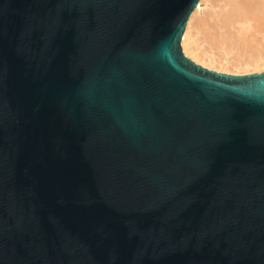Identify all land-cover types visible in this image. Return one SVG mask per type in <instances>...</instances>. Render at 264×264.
<instances>
[{"label":"water","instance_id":"obj_1","mask_svg":"<svg viewBox=\"0 0 264 264\" xmlns=\"http://www.w3.org/2000/svg\"><path fill=\"white\" fill-rule=\"evenodd\" d=\"M199 2L0 0V264H264V71Z\"/></svg>","mask_w":264,"mask_h":264},{"label":"bare ground","instance_id":"obj_2","mask_svg":"<svg viewBox=\"0 0 264 264\" xmlns=\"http://www.w3.org/2000/svg\"><path fill=\"white\" fill-rule=\"evenodd\" d=\"M203 1L199 2V6L192 15L184 34L183 47L186 55L208 68H216L215 64L218 63V65L223 66L222 70H228L235 66H247L252 62H259L264 59V0H224V9L221 10L222 13L219 12L218 18L215 20L219 31L217 29L215 32L206 31L208 21L206 22L203 18L197 20L198 26L201 27L199 34L203 32L202 35L205 40L214 42L217 48H223L226 55L228 54L227 51L236 53V57L234 54L233 59L230 60L225 56L228 63L223 62L220 53L218 56L209 55L208 51L206 52L200 47L198 40L192 38L190 26L192 27L191 24L195 20V15L200 12ZM237 24L239 27L235 28Z\"/></svg>","mask_w":264,"mask_h":264},{"label":"rangeland","instance_id":"obj_3","mask_svg":"<svg viewBox=\"0 0 264 264\" xmlns=\"http://www.w3.org/2000/svg\"><path fill=\"white\" fill-rule=\"evenodd\" d=\"M224 0H207V1H203L202 2V8L200 10V12H198L194 19L193 22H192V27L190 26V32L192 33V38L194 37L195 40H198V43H200V47L202 49H205L206 52L208 51V54L211 55V56H218L220 53V57L223 58V62L224 63H228V61H226V57L228 58V60L230 59H233V56L235 54L234 57H236V53L232 51V53H230V51H227L228 54L226 55L224 52V49L223 48H217L215 46V43L214 42H208L207 40H205V38L203 37V32L202 34H199L200 32V25L198 26L197 24V20L199 19H205V21L207 22L208 25H206V31H209V32H215V29H217V31H219V29L216 27L217 25V22H215V20L218 18V14L219 12L222 13V9H224ZM202 12V13H201ZM204 12V13H203ZM217 13V15H216ZM206 15V16H204ZM212 15V16H211ZM197 16V17H196ZM208 16V17H207ZM206 17V18H205ZM216 17V18H215ZM208 19V20H207ZM213 21V22H211ZM194 23V24H193ZM216 23V24H214ZM214 26H213V25ZM195 26V27H194ZM239 25L237 24L235 26V28H238ZM208 28V29H207ZM211 29V30H210ZM213 30V31H212ZM200 37L203 39H200ZM200 39V40H199ZM184 40V39H183ZM183 40H182V48H183V51H184V45H183ZM207 42V43H206ZM213 48V49H212ZM217 48V49H215ZM218 50V51H217ZM215 51V52H213ZM185 53V52H184ZM213 53V54H212ZM186 54V53H185ZM225 54V55H224ZM230 54V55H229ZM188 56V55H187ZM226 56V57H225ZM189 57V56H188ZM191 58V57H190ZM192 59V58H191ZM193 60V59H192ZM194 61V60H193ZM197 63V62H196ZM199 65H202L200 63H197ZM203 67H206L204 65H202ZM216 68L215 67H212V68H208L210 70H214V71H217V72H223V73H228V74H233V75H245V74H250V73H259L261 71H264V59L259 61V62H252L251 64H248L247 66L244 65V66H235L233 68H229L228 70H222L221 68H223L222 65H218L215 64Z\"/></svg>","mask_w":264,"mask_h":264}]
</instances>
